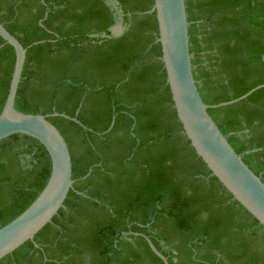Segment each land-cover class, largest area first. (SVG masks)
I'll use <instances>...</instances> for the list:
<instances>
[{"label":"trees","instance_id":"trees-1","mask_svg":"<svg viewBox=\"0 0 264 264\" xmlns=\"http://www.w3.org/2000/svg\"><path fill=\"white\" fill-rule=\"evenodd\" d=\"M118 1L121 35L108 0H0V21L30 45L16 108L50 115L75 179L66 207L0 264H165L147 237L170 264H264V226L212 174L177 116L154 0ZM186 3L204 101L263 84L264 0ZM15 57L0 35V112ZM209 112L264 181V87ZM50 172L34 137L0 141V228L34 201Z\"/></svg>","mask_w":264,"mask_h":264},{"label":"water","instance_id":"water-1","mask_svg":"<svg viewBox=\"0 0 264 264\" xmlns=\"http://www.w3.org/2000/svg\"><path fill=\"white\" fill-rule=\"evenodd\" d=\"M115 1L119 5V1ZM150 11L156 12L158 41L162 46L161 59L167 72V82L177 116L186 136L212 174L264 226V181L246 163L243 154L237 152L229 141V134L221 130L209 112V108L232 104L248 97L255 90L264 87V83L231 100L218 104L205 102L194 74L186 0H154ZM123 32L124 30L115 35ZM0 35L14 47L16 54L9 92L0 112V141L13 134L32 136L45 146L51 159V172L44 188L24 211L0 228L2 259L26 241L35 240L37 233L53 221L61 208L66 207L65 202L70 190L74 188L75 179L69 144L61 130L49 119L50 115L27 113L16 108L30 45L25 46L1 21ZM39 42L41 41L33 44ZM51 115H62L83 125L77 117L66 113L55 112ZM114 122L115 117L109 129ZM147 239L153 251L165 264H170L152 240L149 237Z\"/></svg>","mask_w":264,"mask_h":264},{"label":"rangeland","instance_id":"rangeland-1","mask_svg":"<svg viewBox=\"0 0 264 264\" xmlns=\"http://www.w3.org/2000/svg\"><path fill=\"white\" fill-rule=\"evenodd\" d=\"M108 2L110 3V5L112 7H114L116 13H117V22L116 24L113 26V32L114 34H119L120 32H122L124 30V25H123V14L120 10L119 5L116 3L115 0H108Z\"/></svg>","mask_w":264,"mask_h":264}]
</instances>
